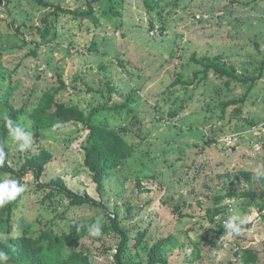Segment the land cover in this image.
<instances>
[{
    "label": "rangeland",
    "instance_id": "1",
    "mask_svg": "<svg viewBox=\"0 0 264 264\" xmlns=\"http://www.w3.org/2000/svg\"><path fill=\"white\" fill-rule=\"evenodd\" d=\"M46 1L97 19L0 0V182L25 185L1 236H69L47 251L51 264L72 252L92 264H264V0ZM48 89L85 121L37 127ZM5 116L32 133L27 150ZM92 125L135 147L101 181L83 148ZM61 181L97 202H75ZM232 215L251 217L238 236L223 227ZM120 229L134 238L118 259Z\"/></svg>",
    "mask_w": 264,
    "mask_h": 264
},
{
    "label": "trees",
    "instance_id": "2",
    "mask_svg": "<svg viewBox=\"0 0 264 264\" xmlns=\"http://www.w3.org/2000/svg\"><path fill=\"white\" fill-rule=\"evenodd\" d=\"M37 2L51 8V12H67L83 17L84 19H97L92 9L73 10L51 1L37 0ZM49 30L50 25L47 26L43 35L46 36ZM216 68L218 69V67ZM31 115L35 125L39 128H48L71 121H85L84 110L77 105H67L59 101L56 98V91L53 89H48L44 92ZM83 148L86 152V163L98 181H101L103 177L109 175L113 169L120 166L135 152L134 145L130 144L117 130L102 125H92L90 127V135L84 143ZM49 159L50 154L48 152L45 153L43 158L37 157L34 159L32 168L34 169L36 177L40 176L44 164ZM0 168L7 170L8 166L3 162V164H0ZM59 186L61 191L68 194L75 202H80L81 200L97 202L89 197L83 199L82 196L68 189L62 181L59 182ZM261 195L264 196V192ZM19 196L3 207H0V249L8 253L10 257L8 264H51L47 259V251L54 250L63 243L71 244V238L69 236H57L52 228H47L36 236L26 234L1 236L2 225L6 222L11 223ZM246 196L252 197L256 195L251 193ZM223 210V207H217L214 209L213 215L220 214ZM120 230L123 239L118 251V259L131 247V239L134 238L129 234L127 229ZM163 243L164 239H161L155 245L153 249L154 258L161 254ZM69 257L71 264H92L88 257L78 255L74 252ZM252 257L253 253L249 252L248 257L245 259L246 263Z\"/></svg>",
    "mask_w": 264,
    "mask_h": 264
},
{
    "label": "clouds",
    "instance_id": "3",
    "mask_svg": "<svg viewBox=\"0 0 264 264\" xmlns=\"http://www.w3.org/2000/svg\"><path fill=\"white\" fill-rule=\"evenodd\" d=\"M6 126L9 129L10 136L19 141V151L27 150L32 142V133L25 131L20 124L14 123L7 116L4 117ZM6 153L4 146L0 145V164H3ZM25 191V185L21 184L17 180H3L0 182V207H3L7 203L15 200L21 193ZM250 216L241 217L239 215L229 216L224 222V229L229 235H240L242 232V226L249 223ZM89 234L92 236H98L101 234V222L97 220L95 224L89 227ZM10 257L7 252L0 249V264H8Z\"/></svg>",
    "mask_w": 264,
    "mask_h": 264
},
{
    "label": "built area",
    "instance_id": "4",
    "mask_svg": "<svg viewBox=\"0 0 264 264\" xmlns=\"http://www.w3.org/2000/svg\"><path fill=\"white\" fill-rule=\"evenodd\" d=\"M160 29L159 27H156L155 29H152V31L150 32L152 36H155L157 35V33H160Z\"/></svg>",
    "mask_w": 264,
    "mask_h": 264
}]
</instances>
